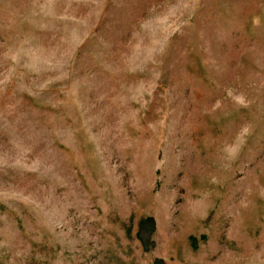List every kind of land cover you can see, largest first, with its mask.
<instances>
[{
  "label": "rangeland",
  "instance_id": "obj_1",
  "mask_svg": "<svg viewBox=\"0 0 264 264\" xmlns=\"http://www.w3.org/2000/svg\"><path fill=\"white\" fill-rule=\"evenodd\" d=\"M0 264H264V0H0Z\"/></svg>",
  "mask_w": 264,
  "mask_h": 264
}]
</instances>
